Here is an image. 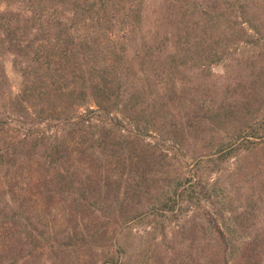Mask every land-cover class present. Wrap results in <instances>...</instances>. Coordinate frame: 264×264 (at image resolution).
Listing matches in <instances>:
<instances>
[{"label": "trees", "instance_id": "obj_1", "mask_svg": "<svg viewBox=\"0 0 264 264\" xmlns=\"http://www.w3.org/2000/svg\"><path fill=\"white\" fill-rule=\"evenodd\" d=\"M248 52L264 55V0H0V198L19 204L10 209L22 217L28 199L78 201L113 183L126 188L131 150L151 145L149 134L154 148L166 144L161 122L178 113L171 99L213 64ZM262 85V104L234 109L183 90L184 105L225 132L212 151L264 143ZM166 134L183 145L184 135ZM114 158L125 167L114 170ZM195 159L190 176L199 181L204 161ZM209 222L228 245L212 215Z\"/></svg>", "mask_w": 264, "mask_h": 264}, {"label": "rangeland", "instance_id": "obj_2", "mask_svg": "<svg viewBox=\"0 0 264 264\" xmlns=\"http://www.w3.org/2000/svg\"><path fill=\"white\" fill-rule=\"evenodd\" d=\"M252 53L213 64L210 76L171 99L178 113L161 122L166 144L154 148L149 134L145 142L151 145L131 150L126 188L113 183L103 195L96 190L78 201L28 199L22 217L10 209L19 204L0 198V264H264V143L214 152L211 141L223 140L225 132L214 133L212 120L197 118L194 106L182 102L184 90L188 97L209 98L213 108L234 109L246 100L262 104L255 95L263 87L264 55ZM6 69L17 91L21 78L10 58ZM169 130L184 135L182 146H174ZM197 156L204 161L199 181L190 176ZM109 162L114 170L125 167L115 158Z\"/></svg>", "mask_w": 264, "mask_h": 264}]
</instances>
